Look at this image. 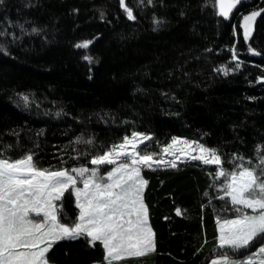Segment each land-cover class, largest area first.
Returning <instances> with one entry per match:
<instances>
[{
  "label": "trees",
  "instance_id": "16d2710c",
  "mask_svg": "<svg viewBox=\"0 0 264 264\" xmlns=\"http://www.w3.org/2000/svg\"><path fill=\"white\" fill-rule=\"evenodd\" d=\"M259 11L245 40L243 17ZM133 132L151 137L144 153L156 159L177 137L215 149L229 172L237 157L259 162L264 0H240L227 17L217 0L0 2L2 157L31 153L40 168H91L94 156ZM176 165L142 167L155 249L114 264H211L224 252L238 260L253 254L259 239L238 252L219 248L218 221L238 214L219 199L226 178L216 176L217 165ZM59 204V221L73 223L71 190ZM104 257L85 236L59 240L47 253L50 264H107Z\"/></svg>",
  "mask_w": 264,
  "mask_h": 264
},
{
  "label": "snow or ice",
  "instance_id": "6c2138e0",
  "mask_svg": "<svg viewBox=\"0 0 264 264\" xmlns=\"http://www.w3.org/2000/svg\"><path fill=\"white\" fill-rule=\"evenodd\" d=\"M239 2L219 0V14L227 17ZM125 10L130 19H135L131 9ZM258 15L260 12H252L243 17L245 40L250 38ZM89 43L76 47L87 48ZM150 139L139 132L125 136L118 145L94 156L90 160L96 165L93 168L44 169L31 153L15 160L0 155V264H49L47 253L57 241L81 236L90 238L92 246L100 243L107 264L154 251V233L148 225L147 206L143 202L148 182L141 176V166L177 165L175 160L154 159L155 153L141 154L139 145ZM162 152L174 157L177 152L182 155L187 152L192 160L217 165L216 176L226 178L219 199L228 198L238 215L218 221L220 249L238 252L258 239L261 241L257 252L245 259L236 260L224 252L212 264H264V155H258L257 164L248 160V166L243 162L237 164L236 159L245 160L237 157L229 172L223 168L224 162L215 149L195 141L173 137ZM193 152L198 154L192 155ZM103 165L115 167L102 176L99 172ZM77 177L81 178L82 187L77 186ZM70 189L79 210L77 222L71 227L58 220L62 204L56 203ZM245 210H251V214Z\"/></svg>",
  "mask_w": 264,
  "mask_h": 264
},
{
  "label": "rangeland",
  "instance_id": "374dc122",
  "mask_svg": "<svg viewBox=\"0 0 264 264\" xmlns=\"http://www.w3.org/2000/svg\"><path fill=\"white\" fill-rule=\"evenodd\" d=\"M236 6H237V4H236ZM236 6L232 9V11H234V9L236 8ZM231 11V12H232ZM231 12H230V14H231ZM253 26H254V24H253ZM253 29V28H252ZM131 137V136H130ZM181 140H185V139H182V138H180ZM148 141V140H147ZM147 141H145L144 143H146ZM188 141V140H187ZM144 143L143 144H140L139 145V147H138V151H140L141 152V154H145L144 153V151H145V149L143 148L144 147ZM210 149V148H209ZM198 153L197 152H193L192 153V155H197ZM154 159H156V158H154ZM160 159H165V160H169V161H171V160H175V162H176V164H178L179 162H182V161H185V160H188V159H190V157L187 155V152H185V154H180L179 152H177V154H176V156L174 157V156H170V155H167V154H162L161 155V158ZM157 160H159V159H157ZM163 165H167V164H161V165H158V166H163ZM153 166H157V165H153ZM93 167H96V165H94ZM93 167H91V168H93ZM112 167H115V165H103V166H100V172H99V175H102V176H106V173H107V171H109ZM142 167L143 166H141V169H142ZM73 175H75V173H73ZM141 176L143 177V175H142V172H141ZM143 179H144V177H143ZM77 180H78V184H77V186L78 187H82V184L79 182L80 180H81V178L80 177H77ZM145 180V179H144ZM71 190V189H70ZM144 191V190H143ZM143 202H144V199H143ZM57 204H58V202H56ZM144 204H145V202H144ZM146 205V204H145ZM245 211H248L249 212V214H251V210H245ZM78 213H79V210H78ZM77 218H78V216L75 218V221L73 222V223H67L66 225H68V226H73L74 225V223H76L77 222ZM234 218H236V217H233V218H225V219H234ZM59 220V219H58ZM224 220V219H223ZM223 220H221V221H223ZM147 221H148V211H147ZM62 223V222H61ZM63 224H65V223H63ZM260 246H258L257 247V249L255 250V252L254 253H256L257 252V250H258V248H259ZM252 255V254H251ZM130 257H132V256H130ZM222 258V256H219V257H217V258H215L214 260H220ZM237 260H238V258H236ZM258 259V258H257ZM211 264H212V262H211Z\"/></svg>",
  "mask_w": 264,
  "mask_h": 264
},
{
  "label": "water",
  "instance_id": "95a60500",
  "mask_svg": "<svg viewBox=\"0 0 264 264\" xmlns=\"http://www.w3.org/2000/svg\"><path fill=\"white\" fill-rule=\"evenodd\" d=\"M217 2H218V5H219V0H217ZM260 12V14L262 13V11H259ZM260 15H258L256 18H255V20L259 17Z\"/></svg>",
  "mask_w": 264,
  "mask_h": 264
},
{
  "label": "crops",
  "instance_id": "0c3cea01",
  "mask_svg": "<svg viewBox=\"0 0 264 264\" xmlns=\"http://www.w3.org/2000/svg\"><path fill=\"white\" fill-rule=\"evenodd\" d=\"M148 225L150 226V224H149V219H148ZM151 227V226H150ZM152 229V228H151ZM153 232V231H152ZM153 239H154V237H153ZM50 264V263H49Z\"/></svg>",
  "mask_w": 264,
  "mask_h": 264
}]
</instances>
